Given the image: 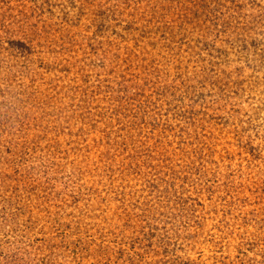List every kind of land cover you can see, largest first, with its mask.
Segmentation results:
<instances>
[{
	"label": "rangeland",
	"instance_id": "374dc122",
	"mask_svg": "<svg viewBox=\"0 0 264 264\" xmlns=\"http://www.w3.org/2000/svg\"><path fill=\"white\" fill-rule=\"evenodd\" d=\"M0 264H264V0H0Z\"/></svg>",
	"mask_w": 264,
	"mask_h": 264
}]
</instances>
